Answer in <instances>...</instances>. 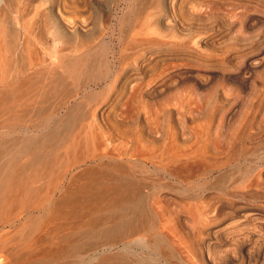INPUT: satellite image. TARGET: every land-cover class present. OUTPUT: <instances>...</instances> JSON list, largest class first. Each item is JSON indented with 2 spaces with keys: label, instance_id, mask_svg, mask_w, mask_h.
I'll list each match as a JSON object with an SVG mask.
<instances>
[{
  "label": "rangeland",
  "instance_id": "374dc122",
  "mask_svg": "<svg viewBox=\"0 0 264 264\" xmlns=\"http://www.w3.org/2000/svg\"><path fill=\"white\" fill-rule=\"evenodd\" d=\"M145 1L116 0L113 3L109 0L112 6L108 3L107 8L95 13L109 26L102 36L100 31L94 35L92 30L87 33L86 24L80 23L90 16L84 5L97 3L96 0H0V43L14 47L9 62L0 63V166L11 160L9 167L13 168L9 186L0 178V264H119L118 236L109 237L107 229L113 225L108 214L117 216L119 211L120 178L125 168L131 167V164L126 165V154H131L139 139L156 145L163 141L161 131L148 127L144 109L133 93L134 83L139 78L153 74V60L148 57L140 76L131 74L112 90L108 89L113 78L110 72L119 66L118 56L128 47L130 26ZM75 3L79 6L77 10L73 7ZM251 3L253 12L250 14L264 17V8ZM261 31H264L261 24L248 29L249 35L254 37ZM102 46L107 48L106 52ZM255 48L247 52L251 54ZM240 62L242 60L234 61L231 66L212 68L222 74L217 72L218 77L201 91L219 89L222 76L225 79L236 74ZM254 67L250 80L257 84L259 88L255 90L258 91L264 80V66ZM255 90L243 89L242 103L247 99L256 102ZM169 96L170 93L161 95L159 100L146 98L147 108L152 109L156 101L162 103ZM257 109V125L262 131L258 140L250 144L255 151L236 164L241 170L235 177L242 176L243 170L250 175L246 169L264 160L261 155L264 153V102ZM139 170L143 176L157 179L166 199H175L177 203L193 190L199 192L200 186H214L216 177L224 175V171L215 170L197 178L195 170L182 171L180 176L187 179L182 185L159 171L155 163L141 162ZM15 173L20 178L17 179ZM261 179L263 192L264 175ZM259 196L263 198L248 196L231 202L264 210V192ZM258 216L252 217L255 221L252 219L254 222L246 226L238 224L239 221L236 223L246 229L245 234L252 235L256 245L261 241L263 244L260 246L263 250L259 251L255 245L256 255L252 254L247 264L251 259L252 263L264 264V237L261 239L256 233L261 232L263 225L264 235V213ZM187 219L183 224L192 226V217ZM252 227L258 230L254 232ZM188 229H184L185 232ZM221 234V237L211 238L210 241L214 240L209 241L211 246L207 243L209 250H203L206 263L210 250L211 253L216 250L214 256H217L220 249L229 246L220 251L218 257L234 254L231 240L225 233ZM195 244L197 242L193 248ZM228 249L231 251L227 252ZM245 254L243 256L247 257L248 253ZM258 254L261 255L259 262L254 259Z\"/></svg>",
  "mask_w": 264,
  "mask_h": 264
},
{
  "label": "bare ground",
  "instance_id": "6f19581e",
  "mask_svg": "<svg viewBox=\"0 0 264 264\" xmlns=\"http://www.w3.org/2000/svg\"><path fill=\"white\" fill-rule=\"evenodd\" d=\"M112 1L116 3V0ZM96 2L84 5L90 16L80 23L86 24L84 30L87 33L92 30L94 35L100 31L103 36L109 26L104 20L98 19L95 13L100 8H107L109 0ZM145 2L140 12L138 11L139 14L136 13L138 15L133 25L131 24L132 27L130 26L128 47L118 56V68L110 72L113 73V78L108 89L112 90L119 81L131 74L140 76L141 70L148 63V57L153 60V74L149 78H139L134 83L133 93L144 109L148 127L161 131L163 141L156 145L139 139L131 154H126V165L131 164V167H126L120 178L119 211L117 216L108 214L113 225L108 227L107 235L118 236L121 245L119 264H247L246 261L253 257L258 246L254 243L257 237L254 236L253 241L252 235H248V227L264 210L259 206H237L234 200V203L231 201L248 196L263 198L259 195L264 192L261 181L264 160L257 166L246 169L250 175L243 170L242 176L235 177L236 172L241 170L236 164L255 151L250 144L258 140L262 131L257 125V108L264 102V80L257 91L255 88L259 87L250 79L256 69L255 65L264 66V31L254 37L249 35L248 29L259 24L264 26V17H261L260 11L258 13L261 16L257 15L256 9L254 13L257 16L250 14L253 10L251 2L264 8V0ZM73 7L77 10L79 6L75 3ZM74 30L77 34L75 28ZM254 47L256 50L249 54L247 51ZM13 48L0 43V63L9 62ZM102 49L105 52L107 50L105 46ZM104 56L105 53L101 51V57ZM239 60L242 63H238L240 67L238 65L237 73H232L225 79L223 75L219 89L201 91L220 74L213 71L214 67L231 66L230 64ZM246 88L257 91L256 102L252 99L248 102L247 99L242 103L241 91ZM168 93L170 96L164 102L156 101L152 109L147 108L146 98L159 100L158 97ZM236 116L238 117L235 118ZM144 161L155 163L159 171L182 185L187 182L186 178L180 176L182 171L195 170L197 178L208 176L215 170L224 171V175L216 177L214 186H200L199 192L193 190L177 203L175 199H166V195L158 187L157 179L140 173L139 166ZM10 163L11 160L0 166L2 183L10 181V171L13 169L9 167ZM12 165L13 163L10 166ZM20 173L22 172H19V176L22 175ZM15 174L17 177V173ZM9 185L8 183L7 186ZM242 204L245 205L243 202ZM183 217H192L194 222L190 225L191 228L185 224L190 229L183 224ZM238 221V224H245L244 226L249 223L245 227L248 228L246 234L243 232L246 229L236 224ZM261 228V232L254 231L258 230L256 227L253 231L263 239ZM184 229H188L187 232ZM249 231L252 233L251 229ZM221 233H225L231 240L234 254L225 253L224 258H219L220 251L230 248L226 246L224 249L221 246L223 250L220 249L217 256H214L216 250H212L213 253L209 251V262L206 263L204 251L205 248L208 249L207 243L211 238L222 235ZM194 241L197 242L195 248ZM261 242L258 243V251L262 249ZM193 249L200 251L194 254L196 250ZM245 253H248L247 257ZM259 254L258 258L261 257ZM258 258L255 257V261L259 262Z\"/></svg>",
  "mask_w": 264,
  "mask_h": 264
}]
</instances>
